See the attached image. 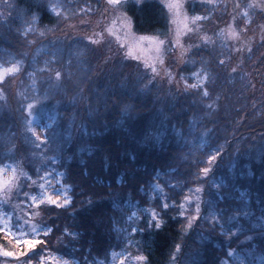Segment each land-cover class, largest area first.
Instances as JSON below:
<instances>
[{"label":"trees","instance_id":"trees-1","mask_svg":"<svg viewBox=\"0 0 264 264\" xmlns=\"http://www.w3.org/2000/svg\"><path fill=\"white\" fill-rule=\"evenodd\" d=\"M12 1L8 8L12 18L5 24L0 17V65L22 59L24 66L0 82V164L18 162L38 179L45 172L62 174L72 197L65 208L47 204L36 208L37 222L47 224L52 232L46 235L41 230L42 243L27 256L16 258L17 264H40L41 257L43 264H51L52 256L76 264H112L113 253L124 255L121 264H173V258L175 264L264 263V89L259 83L264 75L256 74L257 69L264 73L260 62L264 42L250 46V59L249 47H242L243 52L233 53L227 62L239 67L243 57L244 72L251 73L246 79L255 84V90L244 88L239 79L223 78L210 88L211 97L205 100H201V90L185 89L181 76L188 85L197 84L191 73L202 66L215 71L218 59L224 58L209 45L198 54L189 49L176 60L170 52L172 82L170 68L160 70L154 87L137 92L133 90L140 87L136 70L145 63L126 55L116 37L106 36L98 44L86 39L93 27L104 30L106 22L96 24V20L106 0H52L67 5L57 10L59 16L35 6L47 0ZM89 4L92 12L80 11ZM188 8L191 13L206 11L199 3L191 2ZM121 9L136 33L167 36L171 17L160 0H147L142 10L128 0ZM259 14L250 25L263 17ZM230 16L229 7L215 10L209 20L201 21V31L188 35L185 42L193 45L204 34L216 33ZM239 17L240 29L245 21ZM51 42L65 49L55 59ZM56 70L61 71L59 82ZM111 93H119L113 97L120 101L118 106L105 103ZM27 103H34L35 122L43 127V134L56 133L53 141L39 148L26 130L27 113L21 106ZM126 104L132 105L127 114ZM49 124L46 133L44 126ZM219 145L222 154L205 178L201 169L208 166L209 146ZM8 150L11 159L4 155ZM24 183L29 186L30 180L24 178ZM197 188L202 191L197 193ZM186 197L190 198L187 202ZM197 197L201 219L188 227L190 218L197 215ZM152 210L162 222L159 229ZM221 210L220 222L237 216L230 222L242 226L243 234L239 227L226 235L215 226L210 213L219 215ZM134 227L143 232H133ZM65 229L73 235H66ZM16 238L0 231V247L21 251ZM23 250L27 252V247Z\"/></svg>","mask_w":264,"mask_h":264},{"label":"snow or ice","instance_id":"snow-or-ice-1","mask_svg":"<svg viewBox=\"0 0 264 264\" xmlns=\"http://www.w3.org/2000/svg\"><path fill=\"white\" fill-rule=\"evenodd\" d=\"M70 2V0H69ZM133 4L138 8V10H142L143 7L146 5L147 0H132ZM193 5L197 2V0H192ZM200 7L204 8L207 10L208 14L207 15H196L191 17V23H192V27L188 28L187 23L184 24V29H177L176 31V37L174 40L171 41H166L164 39H160L159 37H139V41L140 42H147V44L150 46V49L152 51H154L156 53V59H154V61L152 63H148L147 61L145 62L144 68L143 69H137L136 70V84L139 85V88H135L133 90L137 91V92H143L146 90H150L149 86L151 85L152 87L155 86V82L157 80V78L159 77V69L157 68V63L160 65L164 64V59L162 58L163 55L166 52H170V51H174L175 48L180 47L181 49H183L181 55L184 54V52H187L189 49H195V53L198 54L200 52H202L204 49H206L209 45H215V40L211 37L208 36L207 34H204L203 36L199 37V42L193 45L189 46V49H184V46L181 44V40L180 37L182 35L185 34V32H195L200 28V21H205V20H209L211 18V16L213 15V13L215 12V10L220 7V4L218 2V0H198ZM128 3V0H106V4L105 7L103 9V13L106 14L108 12H112L113 14H115L117 12V10L125 7ZM37 8L39 9H47L48 12L59 16L60 12L57 11L58 9H63L65 8L67 5L64 2H52V0H47V3L45 2H38L35 5ZM170 10L174 9V14L178 15L179 11L183 8V4H176V5H172V4H168L166 5ZM11 7V6H10ZM226 10L227 5L225 4L223 6ZM238 9H244V11L241 13L242 17L246 19L247 23L246 25L241 28L239 31L237 30V16L235 14L232 15V24H230L228 26V32L226 33V37L227 36H231L234 40L237 41V43H239L240 39H241V33L242 32H247L248 28H247V24H250L252 22L251 20V15H250V11H255L257 9H259L260 13L262 15H264V0H255V2H247V3H241V0H235V3L233 5V13H235ZM81 12L84 11H88V12H92L93 11V7L89 4L86 5L85 8H81L80 9ZM3 15V23L7 24L8 21L12 18V12L8 11L6 13L0 14ZM37 18V14L33 13V19ZM187 17L184 18L185 21H187ZM116 20H119L121 26L125 29H129L131 24H130V20L129 18L126 16V14H119L115 20H113V24L116 23ZM174 23H176L177 21H173ZM261 28L264 29V25H261ZM224 30L222 29L221 32H223ZM108 32H110L112 35H117L116 32L113 31V29L110 27L108 28ZM25 36H27V33H24ZM41 35H43V33H41ZM216 35V34H214ZM128 36V33H125V37ZM104 38V33L100 32V33H93V35L86 37V39H88L89 41H91L92 44H98L100 43V41ZM117 39L119 40L120 37L117 35ZM261 40L262 42H264V35L261 36ZM52 43V48L55 49L54 52H52V57L53 59H55L57 53L65 51V49L63 48H59L57 47V43L56 42H51ZM75 43H82V41H76ZM87 47V46H86ZM226 50H227V54L221 53V55L224 56L223 59H218L217 61V70L212 71L209 70L208 68L205 67H201L200 69H198L196 72L191 73V76L193 78H195L196 80L199 81V83L197 84H192V85H188V80L186 77L181 76V80H183L185 89L191 87V88H195L198 90H201L202 95H201V100H205L211 97V92H210V88L212 86H214L216 84V82L220 79H227V80H236L239 79L240 81H243V87L244 88H251L253 90H255L256 86L255 84H253L251 82V80L246 79L248 76L251 75V73H246L244 72V69L242 67V65L244 64V58L242 57L240 60V66L239 67H232L229 63H227L228 61H230L232 59V54L236 53V54H241L243 52V48L242 47H237L235 45H224L223 46ZM142 50V49H141ZM248 51V58H251V54H252V48L249 47L247 49ZM131 48H129V52L126 55H131ZM82 53H77V55H81ZM69 55H71V53L69 52ZM135 59H140L139 56H136ZM193 64L195 63V60L191 61ZM262 64H264V60L260 61ZM33 64L36 63L35 58H33L32 61ZM51 61H45V64L48 65L50 64ZM203 63V62H202ZM24 66V61L22 59L16 60L15 62L11 63L9 67H2L0 66V82H3L5 80V76L9 73L15 74L21 71V69ZM71 62H69V64L67 65V67L71 68ZM45 69H41L40 71H44ZM49 71H51L52 69H47ZM256 74L257 75H264V73H260L259 70H256ZM29 76H33L34 73L33 72H29L28 73ZM68 75H71V72L68 73ZM170 80L169 83L172 82V80L174 79L172 77V73L171 71H169L168 73ZM55 77L56 80L59 82L60 78H61V71L60 70H56L55 71ZM129 79H131V76H129ZM145 81H147V83H145ZM178 83V81H177ZM260 86L262 89H264V79L259 81ZM3 89L0 88V91H2ZM185 94H190L185 92ZM119 93H111L109 94V101H106L105 103L111 102L113 106H118L120 101L117 99H114L113 97L118 96ZM89 99H91V97H89ZM34 103H27L26 105H22L21 106V111L22 112H26L27 116L25 117V123H26V130L30 131L33 136L34 139L31 140V143L39 148L42 145H46L49 141H53L56 138V133L53 132L50 136L49 135H44L41 136L38 133H36L35 128L33 127L34 124V119H31L32 114H33V110H34ZM132 107V105L130 104H126L124 106V111L127 114L128 109H130ZM208 108H211L212 105L208 104L207 105ZM45 127V132L47 133L48 129L51 127V124L44 126ZM39 142V143H37ZM223 151V146L219 145L216 147H212L209 146V152L211 154L208 155L207 157V164L208 166L204 167L201 169V172L203 174V177H208V175L210 173H212L213 171V167L212 165L218 160V158L221 156ZM10 150L5 152V156H8L9 159H11V155L9 154ZM201 163H204V161H201ZM7 169H11L12 170V177L10 179L7 180H3L0 179V191L3 192L4 194V198L5 200L8 199L9 196H11L13 194V189L14 188H18L20 191H23V185H19L17 183V181L20 179L21 176L25 177L26 180H31V176H29L27 173L23 172V170L21 168H19L18 166V162L15 163H5L3 164L2 167H0V174H2L4 171H6ZM51 173L49 172H45L44 176L48 177L50 176ZM119 179V178H117ZM33 184H35V181H33ZM30 187V186H29ZM158 187V185L156 186ZM39 189H45V184H40L39 185ZM58 192L62 191V196L60 194L55 195V198H53V195L50 194L46 189L44 191L39 192L38 195L36 194H30L29 192H24V196L26 198L30 199V204L31 205H35L37 208H39L40 205L42 204H47V205H52V206H56V207H60V208H65L67 206H70L72 203V197H70L68 195V191H69V186H65L63 190H57ZM191 191V190H190ZM197 193L201 192L202 189L201 188H197L195 190ZM17 195L19 194V192L16 193ZM190 198L186 197L185 201L187 202ZM89 204L92 203V201H88ZM209 204L211 205V202H209ZM173 207L175 206V204L173 203L172 205ZM163 207L165 209H167L169 207V204L167 203V201L164 202ZM147 211V210H146ZM196 213L197 215L195 217L190 218L189 220V225L188 227H191L192 221L193 220H198L201 219L200 216V202H199V197H197V204H196ZM35 213H30V215H34ZM151 217L153 218V220H155V227L157 229L162 227V222H160L157 217L158 214L152 210L150 213ZM181 216L184 215L183 212L180 213ZM244 215H248V213H244ZM210 216L212 218V220L215 222V226L219 227L222 231L223 234L226 235H230L232 232L233 228H238L239 227V231L240 234H243V227L242 226H238L235 223H231L230 221H235L237 220V216H231L228 219L224 220L223 223L220 222L221 219H223V211L221 210L219 215L216 211H212L210 213ZM23 221V222H21ZM262 221H264V218H262ZM152 223H149V227H152ZM15 227L17 228V238L15 240V243L17 246L21 247V251L16 252V251H12V250H8L5 248L0 247V256L8 258V257H24L27 256L28 253L33 252V249L40 243H42V241L38 238L40 235V231H44V233L47 235L48 233L52 232V228L49 227L47 224L44 225H36L31 223V221L29 220H24L22 217L17 219V224L13 225L10 223V220H5L4 221V227L0 228V231H5L7 232L8 236L13 235L12 233V228ZM25 227H28L30 229V233H31V237L30 238H25L28 234L25 233L23 231V229ZM133 232H143V229H138V228H133L132 229ZM65 234L66 235H73V233L68 232L67 229H65ZM75 235H79V233H75ZM249 240L252 239V237L248 238ZM26 246L27 247V252L23 250V247ZM176 250H177V254L180 251V245L176 246ZM33 255H35V253H33ZM116 255H118L117 253H113V257H115ZM44 257H41L40 260V264H43L44 261ZM136 259L138 260H145L146 261V257H137ZM3 264H7L6 261L3 262ZM26 264H30L29 262H26ZM65 264H67V261H65ZM173 264H175V258H173ZM223 264H226V262H223Z\"/></svg>","mask_w":264,"mask_h":264},{"label":"rangeland","instance_id":"rangeland-1","mask_svg":"<svg viewBox=\"0 0 264 264\" xmlns=\"http://www.w3.org/2000/svg\"><path fill=\"white\" fill-rule=\"evenodd\" d=\"M160 1L165 6L168 4H172V5L183 4V8L179 11L178 15L174 14V9L170 10L166 6L169 13H170V17H171L170 23L171 24H170V29L168 31V34L165 37H160L159 35L138 34L133 30L131 22H130L131 26L129 29L123 28L121 26L119 20H116V23L113 24V20H115L119 14H121V13L125 14V12L122 9L117 10V12L115 14H113L111 11L104 14L103 13L104 8L101 9L98 12L96 24H99L100 22L105 21L106 23L104 24V30L101 31V29H98V28H96V30H94L95 27H93V33L103 32L104 37L111 36V37H116V38L118 35L120 37V39H119L120 43L122 45H124L127 52H129V48H131L132 52H131L130 56H132V57L139 56L140 60L143 61L144 63L146 61L148 63H152L154 61V59H156V53L150 49V46L147 44V42H140L138 39L139 37H159L160 39H164L166 41H171V40L175 39L176 31L178 28L181 30L184 29L185 23H187L188 28L192 27L191 17L196 16V15H202L203 16V15L208 14L207 10L206 11L201 10L200 12H195V13L189 12L188 6L192 2V0H160ZM12 2H13L12 0H0V14L7 12L8 8H10V6H12L11 5ZM218 2L220 4V7H218L216 10H223L224 9L223 6L226 4L227 7H229V9H230L231 16H230L229 20L226 21V23L223 24L221 27H219L216 33H214L216 35H214V34L209 35L216 42L214 45L216 52L220 51L221 53L227 54V50L223 47L224 45H229V46L235 45L237 47L248 48L254 42L261 40V36L264 35V29L261 28V25H264V15H262L261 13L259 14V16H263V17L258 18V21L256 22L255 25L252 26L250 24H247L248 30H247V32L241 33V39H240L239 43H237V41L234 40L231 36L226 37V33L228 32V26L230 24H232V15L235 14L237 16V21H239L240 20L239 16L242 17L241 13L244 11V9H239V12L233 13V5L235 3V0H218ZM247 2H255V0H241V3H247ZM196 3H199L198 0ZM58 10H61V9H58ZM257 12H260L259 9L255 10L254 12L250 11L252 21H253ZM1 16L2 15H0V17ZM185 17L188 18L187 21L184 20ZM174 20L177 22L174 23L173 22ZM243 20L245 21V25H246V23H247L246 19L244 18ZM199 24H200V28L197 31H201V29H202L201 21L199 22ZM244 26H242V28ZM110 27L113 29L114 32L117 33V35H112L110 32H108V28H110ZM222 29L224 30L223 32H221ZM240 29L237 27L238 31ZM125 33H128L127 37H125ZM192 33L193 32H185V34L180 37L181 44L184 46V49H189L190 43L185 42L186 41L185 39L188 35H190ZM91 35H93V34H91ZM182 51H183V49H181L180 47L175 48L174 51H170V52H174L172 58L174 60H176L178 56H184L189 50L187 52H184L183 55H181ZM170 52H166L163 55V57H162L164 59L163 65H160L157 63V68L159 69V72H160V70H168V68H170V71H171L172 66L169 67L170 65H168V62H167L168 56L171 55V54H169ZM180 60H182V59H180ZM0 66L5 67V68L9 67V66H3V65H0ZM11 74L12 73H9L7 75H11ZM35 118H36V114L33 112L32 117H31V119H34L33 127L35 128L36 133L43 136L44 135L43 134V127L39 123L35 122ZM2 166H3V164H0V167H2ZM23 172L27 173L24 170H23ZM12 175H13L12 170L7 169L2 174H0V179L7 180V179H10L12 177ZM29 176H31V175H29ZM24 178L25 177L21 176L20 179L17 181V183L19 185H23V191H20L18 188H14L13 194L11 196H9L7 200H5L3 192L0 191V225L2 228L4 227V221L5 220H10L11 224L16 225L17 219L21 218V217L24 220H29V221H31V223L39 226L40 223L37 222V219H36L37 213H35L37 207L35 205L30 204L29 198H27V200H22V198H26L24 196V192H29L30 194L38 195L39 192L44 191L46 189L50 194L53 195V198H55V195H57V194H60L62 196V191L58 192L57 190L58 189L63 190L64 187L66 186L63 183V180H62L63 175L62 174L51 173L50 176H48V177L43 176L41 179H38V178L31 176L30 185H29L30 187L28 186V184L24 183ZM33 181H35V184H33ZM40 184H45V189H39ZM17 192H19L18 195L16 194ZM68 195L71 197L69 191H68ZM25 205H26V208L24 207ZM5 206H7V208L12 210V212H9L5 208ZM30 213H35V214L30 215ZM16 214H17L16 218H13V215H16ZM21 222H23V221H21ZM23 231L28 234L25 238L31 237L30 229L28 227H25L23 229ZM41 232H43V231H41ZM12 233H13V235H11V236L17 237V228L13 227ZM16 258L17 257L5 258V257L0 256V264H3L4 261H6L7 264H17L18 260L15 261ZM123 260H124V255L118 254L115 257H113L112 264H121ZM50 261H51V264H65V261H67V264H76L73 260H68V259H65V258L59 257V256H57V257L52 256L50 258ZM228 264H231V263H228ZM261 264H264V263H261Z\"/></svg>","mask_w":264,"mask_h":264}]
</instances>
